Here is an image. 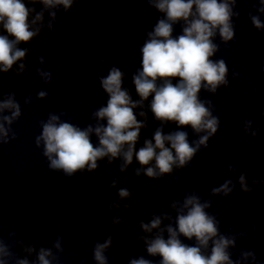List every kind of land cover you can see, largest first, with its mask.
<instances>
[{
	"label": "clouds",
	"instance_id": "obj_1",
	"mask_svg": "<svg viewBox=\"0 0 264 264\" xmlns=\"http://www.w3.org/2000/svg\"><path fill=\"white\" fill-rule=\"evenodd\" d=\"M80 0H0V146L17 139L12 125L22 116L20 102L15 92H3L4 75L15 71L22 75L27 70L25 63L31 48H21L40 36L44 29L52 31L58 12L69 13ZM162 15L150 31L140 48V67L131 75L136 99L124 86L127 73L113 65L106 75L98 77L100 87L107 96L106 104L100 105L91 113L95 123L86 127L63 120L66 112L49 113L46 120L39 121L41 132L35 137V146L42 149L48 168L62 172L66 177L85 171L91 173L100 167V161L108 164L119 160L121 173L126 172L135 160L139 167L133 169L135 176L162 179L173 176L174 171L184 169L201 151L209 146V140L220 128V119L214 115L211 99H201V92L215 95L221 87L229 86V68L223 58L213 59L220 50L215 42L217 36L227 45L235 39L233 18H239L236 5L240 0H145ZM257 14L249 12V20L257 31H264V0H257ZM31 5V6H30ZM41 5L38 11L35 7ZM47 13V19L45 14ZM176 25L180 34L174 35ZM40 67L36 75L45 84L52 79L46 71L43 56L37 57ZM101 58V64H105ZM264 71V69H262ZM239 73H233V78ZM255 91V89H253ZM48 92L41 90L36 99L44 100ZM33 101L31 94L24 98V104ZM147 102V103H146ZM139 110V112H137ZM151 112L158 126L151 138H144L137 150L141 131L148 127V113ZM264 116V111L261 113ZM138 117L142 118L139 119ZM175 124L176 129L165 133V126ZM190 128L196 139H189ZM245 143L255 138L259 128H253V120L243 121ZM93 136L96 142H93ZM229 173L238 171L233 164L227 166ZM238 178L242 193H250L247 176ZM126 179V177H125ZM176 179V177H173ZM121 183L113 177L108 183L104 197L111 196V189ZM264 183L253 179L252 185ZM236 183L231 177L219 186L213 187L211 197L228 198L233 195ZM117 199L108 203L109 210L131 209L132 205L121 203L132 197L133 192L119 188ZM246 198V197H242ZM97 204V201H93ZM213 206L211 199H204L199 193H185L182 200L173 199L170 211L153 213L148 222L139 221L137 227L143 235L137 236L143 242L148 257H159L158 264H261L251 250H241L233 259L231 249L236 248L237 240L247 232L224 234L220 230L217 216L208 210ZM173 213L175 215H173ZM238 222V221H237ZM123 223V217L114 216L110 226ZM255 232L260 225H251ZM15 233H9L14 237ZM193 241L194 243H186ZM21 245L26 256L20 258L12 251ZM113 246V236L103 242L96 241L92 256L95 264H109L106 255ZM53 249L55 251H53ZM64 252L63 237L57 236L52 248L23 245L22 241L7 244L0 235V264H59L60 254ZM35 253L36 259L28 256ZM128 264H154L153 260L141 255L129 259Z\"/></svg>",
	"mask_w": 264,
	"mask_h": 264
}]
</instances>
